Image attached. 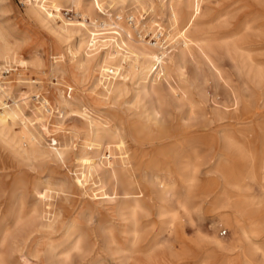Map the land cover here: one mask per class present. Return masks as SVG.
Listing matches in <instances>:
<instances>
[{"label": "rangeland", "instance_id": "1", "mask_svg": "<svg viewBox=\"0 0 264 264\" xmlns=\"http://www.w3.org/2000/svg\"><path fill=\"white\" fill-rule=\"evenodd\" d=\"M62 1L64 15L72 17L73 0ZM161 1L116 0L113 8L107 9L114 18L132 26L137 19L148 18L151 4L159 5ZM234 1L237 0H206L202 4V16L216 15L210 19L202 17L191 30L208 38L202 49L193 44L185 53L179 46L158 53L166 75L157 76L156 116L140 105L124 104V97L118 104L103 106L108 110L106 114L112 116V130L125 135L124 145L129 147V154L113 158L115 183L112 188H105L110 198L104 196L94 202L74 190L81 183L98 189L101 174L92 172L89 177V172L77 166L73 158L88 127L79 113L70 110L88 109L87 95L95 73L68 65L81 56V51L75 53L76 58L65 53L69 46L77 50L78 37L66 39L43 26L27 12L25 2L22 6L19 0H0V30L18 49L15 55L0 58V82H8L1 85L5 90L3 99L9 98L6 102L12 104L14 99L28 97L20 100L19 105L27 126L40 134L39 146L44 154H23L18 145L0 136V240L2 229L7 228L3 246L0 244V258L6 264H245L242 253L248 242L244 237L238 247L219 250L203 236L213 234L225 245L237 240L234 231L218 221L222 212L213 201L219 192L215 168L224 126L216 77L219 73L235 80L247 71V65H243L247 54L230 56L225 48L224 37L233 28L234 14L242 11ZM92 10L98 18L105 17L97 8ZM153 14L166 30V16ZM258 17L254 14L250 18L256 37L251 52L264 61V35L257 28L261 19ZM158 29L154 33L157 36L162 32ZM133 36L139 37L135 30ZM148 36L149 33L144 38L149 39ZM22 59H28L27 64L18 63ZM9 62L17 68L2 75V65ZM175 92L181 95L182 102ZM40 103L47 105L43 109L47 117L37 122L32 110ZM153 104L149 100L147 107ZM14 128L17 130L18 125ZM52 148L67 151L59 158ZM167 183L173 184V193L166 194L164 199ZM43 188H48V197L39 205L44 212V217H39L31 213V208L34 192ZM240 193L255 199L261 197L255 178H243ZM180 202L186 212L180 209ZM169 210L172 213H165ZM21 211L23 218L17 227L14 222ZM71 220L81 229L82 235L75 238L80 237L82 244L81 249H71L64 261L50 253L47 239L58 238L62 234L60 227ZM26 223L34 227L52 224L54 229L35 232L26 247L19 236L26 231ZM253 223L252 230L264 232L263 224ZM224 230L226 234L221 235ZM250 238L262 243L264 233ZM253 256L256 258L258 253Z\"/></svg>", "mask_w": 264, "mask_h": 264}, {"label": "bare ground", "instance_id": "2", "mask_svg": "<svg viewBox=\"0 0 264 264\" xmlns=\"http://www.w3.org/2000/svg\"><path fill=\"white\" fill-rule=\"evenodd\" d=\"M205 1L162 0L159 5L151 4L152 14L148 12V18L142 19L141 17V20L137 19L132 26L123 24L114 18L107 9V7L112 9L116 0H73L72 17L64 15L62 0L24 1L27 4V12L37 22L66 39L78 37L77 50H73L71 46L65 50V53L73 55L72 58H76L75 53L81 51V56L71 61L68 64L69 67L82 68L84 71L95 73V81L87 95L89 97L88 109L73 108L70 110V112L79 113L84 124L88 127L73 158L77 166L89 172V177L92 176V172H95L97 176L101 174L98 189L87 187L84 183L74 187L79 196L94 202L104 199V196L110 198L109 195H106L105 188L107 185L112 188L115 183L116 169L113 166V158L117 155L125 157L129 154V147L124 145L125 135H121L117 130H112V116L106 114L108 113L107 109L105 110L103 106L118 104V100L124 97V101L121 100L124 104L131 102L140 105L154 116L159 113L157 76L159 74L166 75V71L158 53H165L167 48L173 46H179L181 52L185 53L193 44L198 49H202L206 45L208 38L203 33L197 30L191 31L200 23L202 17L209 18V15H201L202 4ZM234 4L235 6L240 4L242 11L237 15L236 12L234 14L233 28L224 37L227 39L225 48L226 53L230 56L239 55L242 57L243 54H247L243 61V65H247V71L245 75H241L235 80L224 78L219 73L216 77L215 88L220 93L221 119L224 126L219 163L215 168L216 175L219 176H217L218 179H215L219 184V192L214 195L213 201L219 205L222 212L218 221L230 227L237 235V240L225 245L213 234L204 233L203 236L213 245L214 249L219 250L238 247L241 238L244 237L248 242L242 253L245 264H264V241L257 243L250 238L252 235L264 233L252 230L253 222H260L261 225H264V61H260L252 55L251 45L253 44L251 43L255 41L256 37L254 38V34H252L254 27L250 25L252 21L250 18L254 14L259 15L258 18L261 17V19L256 25L264 35V0H237L234 1ZM92 8H97L105 17L98 18ZM215 11L217 14V9ZM154 12L157 13L156 15L166 16L168 21L166 30L155 19ZM215 16H210V18ZM157 29H162L158 36L154 34ZM134 30L139 35L138 38L133 36ZM148 33L150 34L149 39H145L144 35ZM101 49L103 50L100 52ZM16 50L18 49L14 41L8 40L0 30V58L6 55H15ZM27 60H18V63L27 64ZM181 66L183 67V65ZM213 67L215 68V66ZM5 83L8 82H0V136L13 145H18L23 154H42L38 140L40 134H36L27 126L28 122L26 123V117L19 105L20 100L24 101L28 97L14 99L12 104H8L3 99L5 90L1 86ZM175 96L182 102L178 92H175ZM149 100L154 103L151 108L147 107ZM62 101L66 102L64 98ZM44 108H47V105L40 103V106L32 110L37 122H42L44 117H47L44 114ZM189 108H192L191 104H189ZM51 110L52 108L46 110L47 115L51 113ZM39 113L40 115H37ZM15 125H18L17 130L14 128ZM52 149L55 150L54 153L59 158L67 151V149ZM245 177L255 178L261 189L260 199L241 195L240 184ZM172 193L173 184L167 183L163 193L164 199L166 194L171 195ZM47 197L48 188L34 192L35 203L31 208L33 215L44 217V212L39 210V205L43 204ZM179 205L180 209L186 212L184 203L180 202ZM136 206L137 204L134 205V207ZM165 213H172V210ZM21 218H23L22 211L16 217L15 226L18 227ZM38 225L36 227L29 223L24 225L26 231L19 235L24 246H29L31 236L35 232L45 228L54 229L52 224L40 223ZM6 230L7 228L4 227L1 232L0 244L2 246L7 236ZM60 230L62 234L58 238L47 239V247L53 256L66 261L71 249H81L82 241L80 237L75 238V236L82 234L74 220L64 223ZM12 240L15 241L16 236H13ZM256 253L258 256L254 258L253 255ZM0 264H6L2 257Z\"/></svg>", "mask_w": 264, "mask_h": 264}, {"label": "built area", "instance_id": "3", "mask_svg": "<svg viewBox=\"0 0 264 264\" xmlns=\"http://www.w3.org/2000/svg\"><path fill=\"white\" fill-rule=\"evenodd\" d=\"M25 1V0H24ZM24 1H22V0H19V4L20 5H24ZM17 67L12 63L11 65H10V63H4L3 65H2V69H1V74L3 75V74H5V75H7V74H9L10 72H13L15 69H16ZM9 98L8 99H6V101H8L9 102ZM224 234H226V230H224L222 233H221V235H224Z\"/></svg>", "mask_w": 264, "mask_h": 264}]
</instances>
